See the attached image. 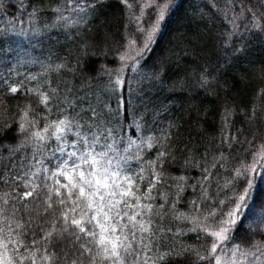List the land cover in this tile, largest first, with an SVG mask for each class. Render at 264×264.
Instances as JSON below:
<instances>
[{
  "label": "trees",
  "instance_id": "trees-1",
  "mask_svg": "<svg viewBox=\"0 0 264 264\" xmlns=\"http://www.w3.org/2000/svg\"><path fill=\"white\" fill-rule=\"evenodd\" d=\"M86 2L92 6L83 12L64 11V0H7L0 10V37L11 52L0 58V75L4 66L11 65L8 82L0 83V171L5 178L10 177L4 165L13 158H19L12 164L13 171L25 161L32 163L30 158L40 143L33 134L39 132L47 138L45 126L51 131L65 115L76 116L71 105L77 97L81 116L89 99L99 108L98 101L112 98L115 106L112 87L119 78L127 89V119L121 116L113 126L137 144L144 140L145 147L140 153L143 163L132 154H127L126 163H114L135 173L145 169L146 179L138 181L137 195L145 196L151 182L148 161L159 151L171 154L160 183L152 190L154 199L141 200L153 205L155 211L150 215L154 228L163 229L157 235L158 244L153 245V256L169 251L173 255L165 264H210V260H199L210 255L213 238L205 233L217 229L221 213L234 208L246 187L243 178H235L237 169L250 168V203L257 208L264 205V167L260 166L264 163V21L257 27L245 15L233 22L230 17H236L237 12L228 0H154L151 7L145 0H128L132 7L124 0ZM168 2L162 26L149 41L147 34L159 12L157 5ZM57 9L63 12V19ZM130 41L143 44V50L134 64L121 68L120 57ZM20 85L21 91L15 95L7 90ZM45 94L47 104L43 102ZM21 124L26 131H21ZM134 127L135 134L131 131ZM226 134L228 143L223 142ZM149 142L151 148L147 147ZM253 163L255 168L250 167ZM205 168L213 173L207 181L203 179ZM46 183L58 186L54 181ZM179 185L184 191L178 197ZM12 195L13 188L0 182V207H11ZM5 199L9 205H4ZM24 203L33 209L28 218L42 223L44 232L51 230L53 223L61 227L57 218L62 209L54 206L43 213L40 201L30 198ZM213 211L214 219L210 217ZM181 214V219H176ZM262 217L244 222L253 244L261 242L260 234H264ZM16 219L11 214L0 215V227L5 220ZM193 227L198 232L189 231ZM177 229L180 235L174 234ZM42 235L35 234L38 241ZM245 236L241 231L234 237L235 243L244 252L254 251L251 244L242 241ZM54 242L59 247L52 251L59 256L66 242L55 238ZM24 243L31 246L32 240ZM44 247H48L47 241L35 246L41 249L36 252L37 264H41Z\"/></svg>",
  "mask_w": 264,
  "mask_h": 264
},
{
  "label": "snow or ice",
  "instance_id": "snow-or-ice-1",
  "mask_svg": "<svg viewBox=\"0 0 264 264\" xmlns=\"http://www.w3.org/2000/svg\"><path fill=\"white\" fill-rule=\"evenodd\" d=\"M6 2L7 0H0V10L5 8ZM124 2L128 4V0ZM228 2L237 12L236 17H230L233 22L245 15L254 21L257 27L260 26L261 21H264V0H239V2L228 0ZM86 6L92 5L86 0H64V11L79 9L83 12ZM29 7L31 8V5ZM128 7L132 5L128 4ZM57 12H60V9H57ZM60 18H64L63 12H60ZM136 19L139 21L140 16ZM164 19L165 12L161 8L147 34L149 41ZM138 30L144 31L143 28ZM10 55V49L0 37V58ZM10 68L11 65L4 66L0 83L8 82ZM21 88L22 85L9 86L7 90L15 95L21 91ZM112 91L116 96L115 106L112 98L107 102L98 101L99 108L92 106L89 99L84 102L86 111L83 116L78 111L79 97H77L76 104L71 105V111L76 112V116L65 115L58 124L52 126L51 131L45 126L43 131L48 134L47 138L39 132L33 134L40 143L30 158L32 163L25 161L13 171L12 164L15 163V159H19L17 157L10 159L9 163L4 165V168L11 173L10 177L5 178L4 172L0 171V182L9 184L13 188V195L10 198L11 207H0V215L17 216L16 220H5L0 227V264H25V261L29 264H37L36 252H40L41 249L35 246L39 241H47L48 245L43 248L39 257L41 264H105V262L149 264V261L155 264L157 260L160 264H165L166 260L172 257L173 253L169 251L158 252L155 257L153 256V245L158 244L157 235L163 229L154 228L150 215L155 211L153 205L141 203L142 199L145 201L154 199L151 195L152 190L160 183L164 163L171 154L159 151L154 160L148 161L147 171L151 176V182L148 184L145 196L137 195L138 181L142 182L146 179L143 175L145 169L141 168L140 173L132 172L131 169L125 171L120 164L114 162L120 160L126 163L129 159L127 154H132L143 163L144 158L140 153L144 150L145 141L141 140V143L137 144L131 137L117 133L113 121L119 123L121 116L127 119L125 83L117 78ZM43 102L48 103L47 94L44 95ZM20 129L26 131L25 125L21 124ZM123 131L126 133L128 130L123 129ZM131 131L135 134L136 128H132ZM165 139L170 137L166 136ZM231 139H235V134H231ZM228 140L229 135L226 134L223 142L228 143ZM147 147L151 148L152 144L147 143ZM133 148H135L134 153ZM253 160H256L255 156ZM260 166L264 167V163ZM212 167L216 165L213 164ZM250 167L255 168L256 163ZM157 168L161 171H155ZM249 170L250 168L243 166L242 169L236 170L235 178H243L246 187L236 198L234 208L221 213L222 218L216 221L217 230L205 233L213 239L210 242V255L200 256L201 262L210 260L213 264H221V254H223L226 257V264H241V257L248 264H257V262L264 264L262 261L264 234H260L261 242L253 244L251 236L247 235L248 229L245 228L244 223L250 217L257 218L264 215V205L257 208L250 203L252 185L247 180ZM204 172L206 175L203 179L207 181L213 173L208 168H205ZM180 179L183 180L184 177ZM46 181H54L58 186L54 187ZM183 191V185H179L176 195L179 197ZM204 191L207 199V189ZM45 196L46 199H42ZM30 198L33 202L40 201L38 207L43 209V213L53 210L54 206L56 209H62L57 218L61 227L53 223L51 230L44 232L42 223L30 220L28 217L32 215L33 209H29L24 203ZM192 203L196 210H199V203L195 200ZM223 203L220 201V204ZM4 205H9L8 199L4 200ZM159 207L162 209L164 205L161 204ZM172 207H175V202ZM182 216L183 214L176 219L179 220ZM210 217L214 219L216 212H211ZM236 217L240 219L237 220ZM237 224L239 227H235ZM189 231L198 232V228L193 227ZM241 231L246 233V236L241 238L242 241L251 244L254 251L244 252L235 243L234 237ZM37 232L43 233L39 241L35 236ZM168 232L171 233L172 229L169 228ZM174 234L180 235L181 230L177 229ZM54 238L66 242L59 256L52 251L59 247L54 242ZM25 239L32 240L31 246L24 243Z\"/></svg>",
  "mask_w": 264,
  "mask_h": 264
},
{
  "label": "rangeland",
  "instance_id": "rangeland-1",
  "mask_svg": "<svg viewBox=\"0 0 264 264\" xmlns=\"http://www.w3.org/2000/svg\"><path fill=\"white\" fill-rule=\"evenodd\" d=\"M154 0H145L144 4L148 5L151 4V2H153ZM171 0H169L170 2ZM169 2L165 5H161V7L159 6V11L161 8H163L164 12L166 11V7L168 6ZM156 4V3H155ZM157 5V4H156ZM166 6V7H165ZM154 24V22H153ZM153 24L151 26H149V31L151 30V27L153 26ZM162 26V22L159 25V28ZM148 31V32H149ZM155 34V33H154ZM143 50V44L140 46L139 43L135 42V41H130L129 44L127 45V47L125 48L124 52L122 53L121 57H123V59H121L120 57V64H121V68L126 67L127 65H131L134 64L136 61V57L137 55ZM120 66V65H119ZM249 220V219H248ZM247 220V221H248ZM262 220H264V215L262 217ZM259 226V224H258ZM257 226V227H258ZM261 229V228H260ZM241 264H248L247 261L243 260V257L240 258ZM262 261H264V258H262ZM221 264H226V257L223 256V254H221ZM257 264H261V262H257Z\"/></svg>",
  "mask_w": 264,
  "mask_h": 264
}]
</instances>
